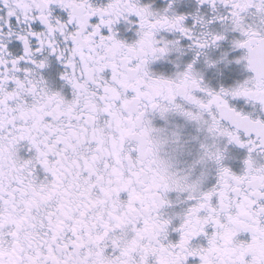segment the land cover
I'll return each mask as SVG.
<instances>
[{"label":"snow or ice","instance_id":"1","mask_svg":"<svg viewBox=\"0 0 264 264\" xmlns=\"http://www.w3.org/2000/svg\"><path fill=\"white\" fill-rule=\"evenodd\" d=\"M0 264H264V0H0Z\"/></svg>","mask_w":264,"mask_h":264}]
</instances>
